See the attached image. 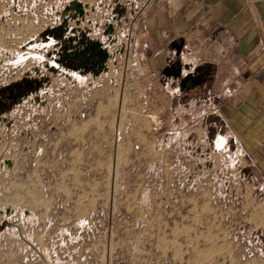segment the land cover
<instances>
[{
  "label": "rangeland",
  "instance_id": "rangeland-1",
  "mask_svg": "<svg viewBox=\"0 0 264 264\" xmlns=\"http://www.w3.org/2000/svg\"><path fill=\"white\" fill-rule=\"evenodd\" d=\"M84 1L0 0V89L23 79L40 82L37 91L0 114V264H53V250L61 260L69 252L71 264H264V186L252 159L223 141L224 128L209 114L213 102L206 89L194 103L190 95L197 86L185 88L192 78H181L174 67L178 54L163 97L169 108L159 112L156 98L165 95L147 78L143 84L149 70L134 59L133 27L152 0ZM92 6L96 12L90 14ZM84 13L97 24L92 32L94 22ZM78 26L103 43L98 48L108 74L93 66L94 74H76L69 89L62 61L82 47L84 35L75 40L70 33ZM52 27L59 32L51 33ZM95 73L99 84L111 76L120 83L112 95L105 90L107 106L117 110L113 146L85 135L94 118L86 121L80 104L85 106L87 93L95 109ZM101 152V167L111 172L115 167L127 190L136 192L116 202L142 208L133 216L136 224L53 228L48 222L60 219L62 211L53 215L54 208L68 204L78 188L79 166L92 174ZM166 178L174 181L165 183ZM60 237L67 238L64 244L56 241Z\"/></svg>",
  "mask_w": 264,
  "mask_h": 264
},
{
  "label": "crops",
  "instance_id": "crops-1",
  "mask_svg": "<svg viewBox=\"0 0 264 264\" xmlns=\"http://www.w3.org/2000/svg\"><path fill=\"white\" fill-rule=\"evenodd\" d=\"M88 2L85 0L84 4ZM90 12H96L93 6ZM85 14L87 16L89 13H84V19L88 23L94 22L89 30L92 32V28L95 29L97 24ZM53 28L55 27L50 29L51 33ZM88 29L81 31L79 26L71 27L70 33L75 32V40L78 37L81 40L84 35L82 41L87 44L94 41ZM133 29L134 43L137 46L134 59L144 62L149 70L143 84L148 79L156 93L165 95L160 96V99L156 98L162 103L159 112L170 106L167 104V98L163 97L167 96V89L172 85L174 77L169 73V67L178 54L181 57L180 65L175 67L181 72V78L191 74L192 81L188 86L190 89L197 86L190 95L191 98L194 96L193 102L197 103L199 98L204 96L206 89L207 101L213 102V111L209 114L217 118L213 122H221L224 128L223 141H232L241 155L252 159L258 178L264 186V0H152ZM99 45L102 46L103 43L99 42ZM103 63L102 68L100 67L101 75L108 74V68ZM67 70L69 89L74 88L73 79L76 74L85 77L90 73L94 74L88 67ZM96 74L95 109L91 110L88 106L90 102L87 93L82 94L85 96V106L80 104L81 115L86 121L89 117L94 118V129L85 128V135L96 136L99 138L98 140L95 137L97 142L102 144L110 140L113 146L115 131L119 135L115 130L117 110L113 105L107 106L108 91L106 93L105 90H110L112 95L115 88L118 91L120 83L117 77L111 76L105 83L101 78L100 85L97 83ZM51 82L52 80H48L47 84L50 86ZM133 83L141 84L139 81ZM61 85L60 82L57 83L59 88ZM85 85L88 87L91 81H86ZM175 91L176 95H179V91ZM68 92L69 95L72 94V91ZM142 95L145 98V94ZM104 105L107 109H103ZM139 106L141 109L145 107ZM144 140L150 148L145 135ZM85 143L87 144L86 139ZM103 156L101 152L100 158L96 160L98 163L93 167L94 172L89 173L91 175L86 174V169L79 166L81 175L77 178L78 188L71 194L68 204L63 203L54 208L53 215L57 212L56 209H62L61 218L49 221L50 226L60 229H113L119 224L134 227L136 217L133 216L142 208L129 204L120 206L116 202L120 195L127 198L134 196L136 192L134 189L127 190V181L116 173L115 167L114 172L101 167ZM105 157L107 159L104 161L107 160L106 163L109 164L107 154ZM110 164H113L112 160ZM72 169L76 170V167L73 166ZM69 177L71 180L72 177ZM167 179L169 178H166L165 183L174 181ZM164 191L172 195L171 190L165 188ZM66 240V237H60L56 241L58 244H64ZM53 251V264H71L73 258L69 252L63 254L64 259L61 260L55 250ZM84 254L80 252L82 258Z\"/></svg>",
  "mask_w": 264,
  "mask_h": 264
},
{
  "label": "flooded vegetation",
  "instance_id": "flooded-vegetation-1",
  "mask_svg": "<svg viewBox=\"0 0 264 264\" xmlns=\"http://www.w3.org/2000/svg\"><path fill=\"white\" fill-rule=\"evenodd\" d=\"M53 29H56V27ZM55 32H59V29L53 31V33ZM83 43L79 51H71L68 55L67 53L63 55V57L68 56V58L66 57V59L62 61L64 65L69 69L74 68L77 70L80 68L86 69V67L91 68L93 66L101 67L104 55L100 50V47L98 48L99 44L95 41H91L87 44L85 42ZM174 64L175 67L176 62ZM39 87L40 82L38 80L23 79L0 89V114L5 111H10L13 104L17 105L22 103L25 97H28L32 92L37 91Z\"/></svg>",
  "mask_w": 264,
  "mask_h": 264
},
{
  "label": "water",
  "instance_id": "water-1",
  "mask_svg": "<svg viewBox=\"0 0 264 264\" xmlns=\"http://www.w3.org/2000/svg\"><path fill=\"white\" fill-rule=\"evenodd\" d=\"M57 29H58V28H56V29H54V30H57ZM59 29H60V28H59ZM179 65H180V61L178 60V61H176V66H179ZM192 86H194V84H192ZM186 89L188 90L189 87L186 86ZM6 164H7V166H10V165H11V162L7 161Z\"/></svg>",
  "mask_w": 264,
  "mask_h": 264
},
{
  "label": "built area",
  "instance_id": "built-area-1",
  "mask_svg": "<svg viewBox=\"0 0 264 264\" xmlns=\"http://www.w3.org/2000/svg\"><path fill=\"white\" fill-rule=\"evenodd\" d=\"M153 116V118L155 119L156 118V115H153L151 113L147 114V117L151 119V117Z\"/></svg>",
  "mask_w": 264,
  "mask_h": 264
}]
</instances>
